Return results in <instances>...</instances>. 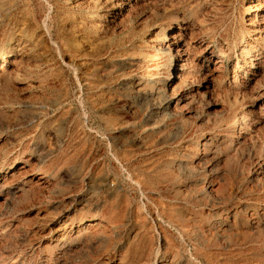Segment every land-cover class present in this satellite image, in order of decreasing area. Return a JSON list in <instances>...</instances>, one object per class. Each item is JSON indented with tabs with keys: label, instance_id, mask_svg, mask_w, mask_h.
<instances>
[{
	"label": "rangeland",
	"instance_id": "374dc122",
	"mask_svg": "<svg viewBox=\"0 0 264 264\" xmlns=\"http://www.w3.org/2000/svg\"><path fill=\"white\" fill-rule=\"evenodd\" d=\"M97 2L0 0V264H264V0Z\"/></svg>",
	"mask_w": 264,
	"mask_h": 264
},
{
	"label": "bare ground",
	"instance_id": "6f19581e",
	"mask_svg": "<svg viewBox=\"0 0 264 264\" xmlns=\"http://www.w3.org/2000/svg\"><path fill=\"white\" fill-rule=\"evenodd\" d=\"M77 1H79V0H77ZM91 1H93L94 3H98L97 2V0H91ZM100 1V0H99ZM79 3V2H78ZM90 3H92V2H90ZM82 4V3H81ZM93 4V3H92ZM116 5H121V4H116ZM131 6V5H130ZM262 6V5H261ZM260 6V7H261ZM88 7V6H87ZM96 7V6H95ZM107 8V7H106ZM132 9L130 8V11H131ZM128 11V10H127ZM134 12V11H133ZM263 14L261 15L262 16V18H264V9H263ZM115 16V15H114ZM256 22V21H255ZM259 26V25H258ZM262 27V26H261ZM260 28V27H259ZM264 28V27H263ZM189 30L190 29V27L188 26V25H184V26H182V28H179V31L178 32H176V33H174L173 34V38H174V40L172 41V42H170L169 44H168V49L170 50V55H171V59L173 60L175 57H176V60H177V64L178 65H180V67H179V70H180V72L182 73V72H185L186 70H188V68H189V66H190V62L192 61L191 60V58H190V52H189V50H191L190 49V46H192L194 43H196L197 41H198V39L197 38H191V40H190V42L187 44L183 39H181V31H183V30ZM191 30V29H190ZM259 31V30H258ZM262 31V30H261ZM200 37V36H199ZM183 38V37H182ZM202 43V42H201ZM24 46V45H23ZM21 48V47H20ZM204 48H206V54L205 55H203V59L205 60V61H212V60H215V63H219L221 60H217L216 58H215V54L213 53V51L209 48V45L207 44ZM203 48V49H204ZM198 49V48H197ZM202 50V49H201ZM200 51V50H199ZM198 52V51H197ZM192 53H193V51H192ZM13 55V54H12ZM194 56V55H193ZM20 59V58H19ZM193 59V58H192ZM195 61V60H194ZM193 61V62H194ZM16 60L15 59H12V58H8V59H6V58H3L2 59V61L0 62V78H2V77H5V76H9L10 75V72L12 71V70H14L13 68H16ZM211 63V62H210ZM5 64H8V65H10V66H12V70L10 71V70H8L7 68H5ZM195 64V63H194ZM221 64V63H220ZM219 64V65H220ZM194 66V65H193ZM191 67V66H190ZM199 67V66H198ZM220 67V66H219ZM218 67V68H219ZM176 68V67H175ZM198 70H199V68H197ZM216 69V68H215ZM18 70V69H17ZM16 70V71H17ZM218 70H220V69H218ZM10 71V72H9ZM194 71H195V69H194ZM15 73V72H14ZM13 73V74H14ZM180 73V74H181ZM209 73V72H208ZM219 73V72H218ZM184 74V73H183ZM207 74V73H206ZM210 74V73H209ZM209 74H207V75H209ZM213 74V73H212ZM168 75V74H167ZM188 75V74H187ZM203 75V74H202ZM218 75V74H217ZM11 76H12V74H11ZM180 76V75H179ZM219 76V75H218ZM182 77V76H181ZM188 78L190 77V76H187ZM202 77H204V76H202ZM178 78V77H177ZM183 78V77H182ZM187 78V79H188ZM186 79V78H185ZM204 79H207V78H204ZM204 79H202V80H204ZM212 79V78H211ZM201 80V81H202ZM183 81V80H182ZM213 81V80H212ZM194 82V81H193ZM197 82V81H196ZM198 82H200L199 81V79H198ZM171 83V82H170ZM180 83H181V81H180ZM166 84V83H165ZM176 85H178V84H176ZM208 86V85H207ZM169 87V86H168ZM176 87V86H175ZM196 87V86H195ZM209 88V87H208ZM166 89V88H165ZM174 89V88H173ZM174 91V90H173ZM206 91V90H205ZM180 92H181V90H180ZM169 93V92H168ZM171 94V93H170ZM169 94V95H170ZM181 94H182V92H181ZM183 98V95H180V94H177V92H176V94H171L170 96H169V98H168V102L169 103H171V102H178V100H181ZM245 118H247V117H245ZM248 119V118H247ZM243 122H244V120H243ZM245 126H246V124H245ZM244 126V127H245ZM44 177L45 176H40V179H44ZM90 225H92V227H96V228H100V225L98 224V223H95V222H91L90 223ZM92 229V228H91ZM97 230V229H96ZM112 235H113V233H112ZM114 236V235H113ZM111 237V236H110ZM159 250H158V253L157 254H159ZM158 256V255H157ZM159 257V256H158ZM158 257H157V259H158ZM155 262V261H154ZM154 264V263H153ZM164 264H166V263H164Z\"/></svg>",
	"mask_w": 264,
	"mask_h": 264
}]
</instances>
